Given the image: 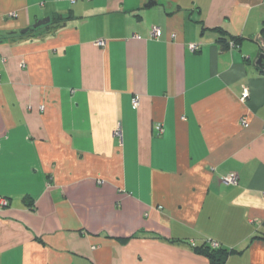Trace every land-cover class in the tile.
Instances as JSON below:
<instances>
[{
	"label": "crops",
	"instance_id": "obj_1",
	"mask_svg": "<svg viewBox=\"0 0 264 264\" xmlns=\"http://www.w3.org/2000/svg\"><path fill=\"white\" fill-rule=\"evenodd\" d=\"M263 31L261 0H0V264H264Z\"/></svg>",
	"mask_w": 264,
	"mask_h": 264
},
{
	"label": "built area",
	"instance_id": "obj_2",
	"mask_svg": "<svg viewBox=\"0 0 264 264\" xmlns=\"http://www.w3.org/2000/svg\"><path fill=\"white\" fill-rule=\"evenodd\" d=\"M262 1V4L264 5V0H261ZM151 35L155 38H160L161 36V32L159 29L157 28H152L151 30ZM98 46H103L104 45V42L103 41H99L97 43ZM229 47L230 48H234L233 47V44L232 43H229ZM200 49V46L199 45H194V44H190L188 46V50L191 52V53H195L197 51H199ZM247 91H244L243 92V96L241 97V99H245L247 97ZM132 105L136 108L138 106V99L137 98H133L132 100ZM244 127H246V124L243 125ZM159 132H162L161 129H159ZM114 136L115 138H118L119 140L121 139V130L120 128H117L114 132ZM221 181L225 184H229V185H237L238 183V176L236 174H229L228 176L224 177V178H221ZM0 205H3V206H7V201L4 200V199H1L0 200ZM207 246L210 247V249L212 250H216V249H219L220 246L218 243L216 242H207L206 243Z\"/></svg>",
	"mask_w": 264,
	"mask_h": 264
},
{
	"label": "trees",
	"instance_id": "obj_3",
	"mask_svg": "<svg viewBox=\"0 0 264 264\" xmlns=\"http://www.w3.org/2000/svg\"><path fill=\"white\" fill-rule=\"evenodd\" d=\"M70 20H71V16H68V17H65V18L55 17V18H53V22L51 24H49V25H54L56 27H61L65 23L69 22ZM230 43L233 44V47H237V45L239 44V40L233 39ZM226 48H228V46ZM196 251L198 253L208 257L214 264H224L226 258L231 253H233V251L223 250L222 248H219V249H216V250H212L206 244H203L201 247H196Z\"/></svg>",
	"mask_w": 264,
	"mask_h": 264
},
{
	"label": "water",
	"instance_id": "obj_4",
	"mask_svg": "<svg viewBox=\"0 0 264 264\" xmlns=\"http://www.w3.org/2000/svg\"><path fill=\"white\" fill-rule=\"evenodd\" d=\"M149 5H151V3L148 4L147 6H149ZM49 22H50L49 18L43 19V20L37 22L36 24H34L33 28L37 29L39 27H42V26L49 24ZM23 33H25V31H23L22 34ZM251 39L254 40L255 42H257L260 46L261 54L259 55V57L256 61V65L264 71V40L262 38H258V37H253Z\"/></svg>",
	"mask_w": 264,
	"mask_h": 264
}]
</instances>
